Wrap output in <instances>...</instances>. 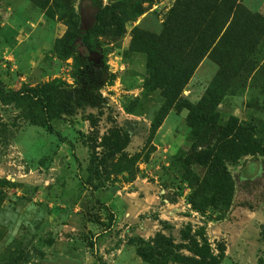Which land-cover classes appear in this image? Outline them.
Listing matches in <instances>:
<instances>
[{"label":"rangeland","instance_id":"1","mask_svg":"<svg viewBox=\"0 0 264 264\" xmlns=\"http://www.w3.org/2000/svg\"><path fill=\"white\" fill-rule=\"evenodd\" d=\"M55 81L53 132L0 94V264L264 260V0H0V88ZM89 115L128 140L102 175Z\"/></svg>","mask_w":264,"mask_h":264},{"label":"trees","instance_id":"2","mask_svg":"<svg viewBox=\"0 0 264 264\" xmlns=\"http://www.w3.org/2000/svg\"><path fill=\"white\" fill-rule=\"evenodd\" d=\"M218 34L211 35L207 37V39L203 42L201 47V55L200 58L202 59L207 52L211 49L213 43L215 42V39L217 38ZM77 37L70 36L66 39L65 43L67 46H71L72 42ZM98 49L88 50L91 53H95V51ZM216 51V48L212 49V52L214 53ZM217 64L220 67V73L224 74L228 72V70L231 68V66L223 62L222 60L216 59ZM82 71H84L88 76H97L100 75V78H103V74L97 73L92 68H86L83 67ZM81 72L79 71L77 73V79L80 78ZM80 90L82 92L81 100L85 102L90 107H99L101 105V102H103V99L98 94L96 96L91 95L90 92H88V86L87 84L81 85ZM70 92H67L62 85H60L59 82L55 81L48 84H43L37 88H28L23 89L19 91H9L5 92L3 89L0 88V94H4L5 98L11 100V101H21V100H27L30 102H33L34 106H38L39 109H32L31 115L29 117V121L36 125L45 128L49 132H53L52 128V120L62 114V113H69L71 111L70 106ZM173 96L166 95L165 96V107L169 110L173 105ZM212 98L211 96H208L201 101V103L193 108V109H201V108H208L212 105ZM193 111L190 112V116L193 115ZM88 122L90 126V130L86 135H82L84 138V142L88 145L90 149L94 152V160L97 166V172L98 174L102 175L104 174V165L106 164V161L112 158H115V156L121 154L127 143L128 140L126 137L122 136L120 134V131L117 129H109L104 135L100 137V132L98 130V121L96 117L93 115H89ZM242 150H244V147H241ZM226 150V149H224ZM233 150V149H232ZM246 150V147H245ZM215 154H209L206 159H204L203 162H200L203 166L209 167L211 171L212 167L214 166V160H216L218 153L223 151L221 150H211ZM201 155H204L202 153ZM213 155V160L210 161L209 156ZM216 176L220 177L222 181H224V173L223 172H217L213 171ZM226 179V178H225ZM9 183L7 181H0V189L8 186ZM1 194V192H0ZM260 264H264V260L260 262Z\"/></svg>","mask_w":264,"mask_h":264}]
</instances>
